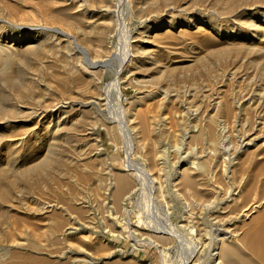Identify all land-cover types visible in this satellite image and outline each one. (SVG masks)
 I'll use <instances>...</instances> for the list:
<instances>
[{
  "label": "rangeland",
  "instance_id": "rangeland-1",
  "mask_svg": "<svg viewBox=\"0 0 264 264\" xmlns=\"http://www.w3.org/2000/svg\"><path fill=\"white\" fill-rule=\"evenodd\" d=\"M34 1L0 0V43L11 52L31 43L40 50L43 47L42 53L33 55L26 66L31 92L13 94L10 102L13 112H29L32 109L28 106H36L41 107L39 114H32L27 121L0 123V134L23 129L21 134L0 140V171L12 166L19 170L43 156L50 140L48 134L57 128L54 121L59 114L53 107L58 102L65 104L66 112L62 114L68 122L62 123L66 128L58 139L61 161L57 171L41 181L32 177L19 183L10 199L15 206L10 208L12 216L5 221L4 232H15L16 214L29 219L19 232L16 230L14 240L0 242V264H29L28 259L33 258L34 264H183L193 244L200 254L189 264H215L217 233L242 230L241 226L245 231L250 226L251 217L242 220L235 214L236 206L228 202L227 192L230 195L237 184L248 190L247 179L264 163V138L261 145L243 142L260 117L264 118L263 98V109L256 106L257 102L244 100L251 93H264V0H241L230 11L222 10L224 0H130L131 4L122 1L120 8L112 7V11L104 8L106 0ZM17 23L36 28L27 29ZM45 26L72 32L78 27L85 29V41L80 42L88 49L89 57L73 49L66 36H59L64 40L62 45L54 43L60 38L55 39L53 31ZM127 38L131 41V57L121 64ZM215 49L226 52L210 56ZM106 50L110 53L107 60L103 56ZM90 58L101 65L93 67ZM119 69L125 113L117 107V91H107ZM78 77L83 78L81 84L76 82ZM66 80L76 87L71 83L62 85ZM188 99L193 101L191 109L197 111L193 118L183 104ZM25 101L31 102L28 108L24 107ZM143 117L150 127L148 138L137 147L133 159L139 165L149 164L147 148L151 145L157 151L159 175L171 204L170 219L179 232L176 240L161 238L163 250L150 242L154 237L141 233L150 232L158 209L151 203L148 189L138 184L137 171L127 169L123 125L114 120L137 124L136 135ZM12 138L20 141L18 145L3 149ZM41 145L43 149L39 150ZM36 150L37 154L26 158ZM186 166L194 174H202L213 193L216 190V204L191 210L183 205L174 181ZM117 173L133 178L135 183L119 205L112 200ZM250 196L255 202L264 196L260 180H255ZM106 198V203L99 206ZM47 202L62 207L47 212ZM127 211L133 227L123 217ZM160 214L165 217L163 210ZM68 225L75 232L66 235L63 228ZM35 235L38 238L33 247ZM178 236L191 246L187 248Z\"/></svg>",
  "mask_w": 264,
  "mask_h": 264
},
{
  "label": "bare ground",
  "instance_id": "bare-ground-1",
  "mask_svg": "<svg viewBox=\"0 0 264 264\" xmlns=\"http://www.w3.org/2000/svg\"><path fill=\"white\" fill-rule=\"evenodd\" d=\"M122 1H123V3L128 4V5L131 4L130 0H106V4H104V8L106 9V11L110 10L112 7L120 8ZM220 1H222V0H216V3H219ZM224 1H225V5L223 6L222 10H229L230 11L234 7L237 8L239 6L238 3L241 0H224ZM31 5H33V4H31ZM20 7H18V8H20ZM170 7L174 8V6H170ZM242 9L248 10L249 7H243ZM110 11H112V10H110ZM1 20L2 19L0 18V21ZM17 25L24 26L27 29L36 28V26H30V25H25V24L22 25L19 23H17ZM73 26H76V25L74 24ZM45 27L49 28L50 30L53 31V36L55 39H56L55 36H58V37L59 36L60 37L66 36L67 40H69L71 42V44H73V49H75L76 51L78 50L79 53L85 55L87 58L89 57L88 49H86L85 46L82 44L83 41H85V35H86L85 29H83V28L81 29L80 27H78L79 30H77V31L73 29V31L75 32L74 33L70 30L63 28V27H55V26H45ZM69 27H70V25H69ZM0 29H2L1 24H0ZM205 37L208 40V36H205ZM63 41L64 40L62 38H60V39H57V41L54 43H57V45L58 44L62 45ZM130 42H131L130 39L127 38L126 39L127 51L125 53V58L122 59V61H121V64H125V62L129 59V57H131V55H130L131 54V48H130L131 43ZM38 45H40V44H38ZM63 47H64V45H63ZM42 48L40 50L39 47H37L35 44L31 43V45L24 46L23 48H21L19 50L11 52V51H8L6 49V47L0 43V123L9 122V121H17V122L27 121L28 119H30L32 114L33 115L36 113L39 114V111H40L39 109L41 107L39 109H37L36 106H31V107L28 106L29 109L30 108L32 109L29 112L26 109H23L21 112H15V111L13 112L12 106H14V105H11L10 102L13 100L12 99L13 94L19 96L20 93H23L25 91L31 92L30 91V85H29V83L27 84L26 66H29L30 60H31L33 55L37 56V55H39V53H42ZM68 50H70V49L68 48ZM98 50L101 51L102 48L98 49ZM68 52L66 54H68ZM225 52H226L225 49H215V50L210 51L209 55L210 56H212V55L218 56L219 54H223ZM47 56H48V54L46 55V57ZM103 56L104 57L106 56V60L108 58H110L109 50H106L105 54ZM38 60H40V59L38 58ZM90 61L92 63V66L95 68H98L101 65L95 59L90 58ZM39 62H41V61H39ZM120 72H121V69H119L116 72L115 81L111 82L109 84V86H107V91H110L111 89H115L117 91V97H118V106L117 107L119 109L123 110L125 113V111L127 112V109L125 107L126 105H124V103H123V100H122L123 92H122V89H121L120 84L118 82ZM58 78H60V77H58ZM64 78H65V76H64ZM63 80H65V79H63ZM82 81H83L82 77H78L76 80V82H79L80 84ZM66 83L72 84V81L66 80V81H63L61 84L65 85ZM73 84L75 86V83H73ZM42 85H44V84H42ZM47 85H48V83H47ZM25 89H27V90H25ZM170 92H172V91H170ZM261 92L262 91H260V93ZM260 93H251L250 95L245 96L244 100H246L252 104L257 102L256 106H259V108H262L263 103H261V101H262L261 99L262 98L264 99V96H263L264 93H262V94H260ZM170 94L172 95L174 93H170ZM170 94L166 95V96H170ZM189 95H192V94L189 93ZM176 98H177V96H176ZM62 101H64V100H62ZM190 102H193L192 99L186 100V102L183 104H184V107L187 108L189 112H191L190 116L193 118L195 116V114L197 113V111H196V109H191V108H193L194 105ZM25 103L26 104L24 105V107L28 108L27 104L31 103V102L25 101ZM64 105L65 104L63 102H58L54 106L55 108L53 107V110L57 111V113L59 114L58 119L56 121H54L55 126L57 128L54 127L55 129L51 132V134L50 133L48 134L50 136V140H49V143L47 144V147L45 148V151L42 154L43 156H41L39 159H37L33 163H30L27 166L22 167L19 170H17L15 167L12 166L9 170L2 169L0 171V242L2 241L5 243L6 242L9 243L12 240H14L15 236H16V230H18L17 232H19V229H22V225H24V223L27 221V218H28V217L26 218L23 216L21 217L20 215L17 216V214H16L17 217L15 216L14 220H13L15 222L14 223V228H16L15 232L13 233L11 230L4 232L5 230H7L6 226H4V223L9 217L12 216L11 214H9L10 210H11L10 208L15 206L14 202H11L10 199L16 193L17 189H19L18 184L21 182H25L27 180H30L32 177H35L38 179V181H41L44 177L49 176L51 171H54V170H56V168L59 167V163L61 161L60 160L61 158L59 159V157L61 155L60 154L61 153V147H60V144L58 143V139H59L60 135L63 133V129L66 128V127L63 128L62 123H65L67 121V120L65 121V115L62 114V113L66 112V111L64 112V110H63ZM8 108H10V110H9L10 112H6V109H8ZM19 110H20V107H19ZM73 110H74V108H73ZM70 112H73V111H70ZM139 113L141 114V112H139ZM5 114H7L8 117ZM62 115H64V116H62ZM261 115L262 116L264 115V111L261 113ZM25 116H28V118H25ZM42 116H40V117H42ZM141 119H142L141 122L143 125L138 129V131L136 133L137 136H136L135 135V125H137V124L130 125V123H127V121H125L123 119L114 118L115 121L119 120L121 122V124L123 125L122 130H123V135L125 136V144H126V147L128 150V159H127V166L128 167H127V169L137 171V173L139 175L138 181H137L138 184L140 183L142 188L148 189L149 199H150L151 203L156 206V209H158L157 210L158 211L157 216H155L154 222H152L150 225V232H145V231L141 230L142 231L141 233L146 234V235H151L152 237H154V238H152V240L150 239V242L159 246L161 248V250H163L164 244L161 243V238H163L164 240L165 239L170 240V238L173 240H176L175 237H177V235H179V232L176 230L175 226L172 225V221L170 219L171 204H170V201L165 196L164 182H162V179L160 178V175H159V171H158L159 165H158V161L155 159L156 156H159L158 153H156L157 151L151 145L147 148V152L150 154L148 156L150 157V160H151L149 162V164L139 165V164H137V161H135L133 159V155L135 154L137 147L140 146L144 142V140L148 138V137L146 138V136H148L147 134H148L149 128H150L148 126L149 123H147V124L145 123L146 119L144 117ZM31 120H29V121H31ZM132 121H134V122L136 121L135 117L132 119ZM257 122H258V124H262V125L259 127V125L257 124L254 126V128H252V131L249 132V134H247L244 137V140H243V142L245 143L244 145H249L254 141H256L255 143L261 145V140H263V138H264V118L260 117V119ZM37 123H38V121H37ZM138 126H140V123ZM151 127H152V125H151ZM30 128L32 129V127H30ZM136 128H138V127H136ZM31 129H26V131L30 132ZM257 130H260V132H262V134L260 132L256 133V132H258ZM22 132H23L22 127H20V129L19 128L12 129L11 132L3 131V133L1 132V134H0V140L6 138L7 135L8 136L18 135V134H21ZM254 133H256V134H254ZM64 134H65V131H64ZM195 136L197 138H201L200 134H195ZM11 141H12V143H5L4 142L5 144H3L2 148L6 149V148L10 147L11 149H13L15 147V145H18V143L20 142V141L16 142L14 138H12ZM13 143L15 145H13ZM38 149L42 150L43 146L41 145ZM35 153L37 154V150L32 151L26 158H28L29 156L33 157V155H35ZM232 155L234 157H236L237 152L233 151ZM156 168H157V171H156ZM257 169H258L257 172L254 175H251L249 179H247V183L244 182L246 184L249 183L248 190H246V188L244 187L245 185L237 184V185L233 186L232 191L230 192L231 193L230 195L228 194L229 192H227L228 202L233 203L236 206V208L234 210L235 214H237L240 218H242V220H245V218L251 217V219L249 221L250 226L245 231H244L243 226H241L242 230H240V229H238L236 231L225 230V231H221V232L217 233L218 238H217L216 245L214 248L215 251L213 252L215 254V264H264V196L261 197V200L259 202L258 201L257 202L252 201L251 196H250L253 193V186L255 185V180H260L261 181V187H264V178L261 177V174L264 173V163L260 164ZM114 177H115V188L113 189V199L112 200H115V203L119 205L120 203H122L121 200L125 199V197H127L129 195V193H131L132 188L135 187V183L133 185L132 180H131L133 178L127 177L122 173H117ZM175 177L176 178L174 181V184H175L174 186H175L176 193L182 199L183 205L186 206L189 210H191L192 207H198L200 205L205 206V207H209L214 203L216 204V202H217L216 190L214 189L215 192L213 193L211 188H207V186L211 185V184H208V180L202 174H194L193 169L190 168L189 166H186V167L182 168L181 170H179L177 173V176H175ZM137 182H136V186L138 185ZM109 189H111V188L108 187L107 190H109ZM106 200H107V198L104 199L100 203L99 206H103L102 203L104 202V204H105ZM223 200L225 201L226 198ZM157 202H160V204L159 203L157 204ZM227 205L229 206V204H227ZM60 206L62 207V205H59V203H57V202H47L45 207H44V209H45L44 211L51 212L53 209H58ZM161 210L164 211L165 217L161 216V214H160ZM13 211H15V210H13ZM55 214L56 213L54 212L53 215H55ZM110 217H112V216H110ZM123 217H124L125 221L133 227V225L131 223L130 212L129 211L125 212ZM145 220L146 219L144 218V221ZM8 221L9 220H7L6 222H8ZM150 221H152V220H150ZM108 222H109V220H108ZM245 223L246 222H244V224ZM31 227L32 226H30L28 228H31ZM146 227H147V225H146ZM35 228H39V227L35 226ZM2 232H4V233H2ZM74 232H75V229L71 225L70 226L68 225L67 227L63 228V233L66 235L70 234V233H74ZM36 238H38L37 235L32 237L33 247H36V243L34 240ZM178 238H179L180 242H183V244H185V246H187V248L189 246H191V244L187 240L182 239L180 236H178ZM199 254H200L199 247L195 246L193 244L192 248H191V252L189 253V256L186 258V260L184 261L183 264H189L192 261L197 260L199 258ZM35 259L36 258L28 259L29 264L30 263L34 264ZM19 264H21V262ZM22 264H25V263L23 262Z\"/></svg>",
  "mask_w": 264,
  "mask_h": 264
}]
</instances>
